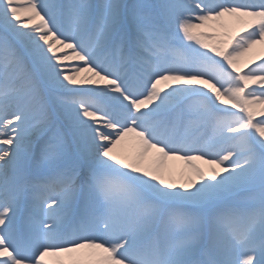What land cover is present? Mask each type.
<instances>
[{"label": "snow or ice", "instance_id": "snow-or-ice-1", "mask_svg": "<svg viewBox=\"0 0 264 264\" xmlns=\"http://www.w3.org/2000/svg\"><path fill=\"white\" fill-rule=\"evenodd\" d=\"M0 264H264V0H0Z\"/></svg>", "mask_w": 264, "mask_h": 264}, {"label": "bare ground", "instance_id": "bare-ground-1", "mask_svg": "<svg viewBox=\"0 0 264 264\" xmlns=\"http://www.w3.org/2000/svg\"><path fill=\"white\" fill-rule=\"evenodd\" d=\"M119 150V149H118ZM174 164V172L175 174L178 176L179 172L184 169V164L182 161H175V162H172ZM199 163V162H197Z\"/></svg>", "mask_w": 264, "mask_h": 264}]
</instances>
